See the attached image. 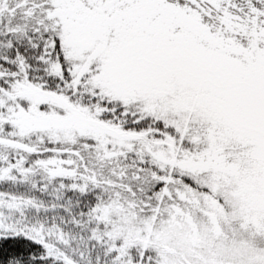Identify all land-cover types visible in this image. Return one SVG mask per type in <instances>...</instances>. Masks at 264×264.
<instances>
[{"label":"snow or ice","instance_id":"obj_1","mask_svg":"<svg viewBox=\"0 0 264 264\" xmlns=\"http://www.w3.org/2000/svg\"><path fill=\"white\" fill-rule=\"evenodd\" d=\"M0 264H264V0H0Z\"/></svg>","mask_w":264,"mask_h":264}]
</instances>
